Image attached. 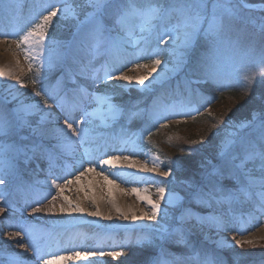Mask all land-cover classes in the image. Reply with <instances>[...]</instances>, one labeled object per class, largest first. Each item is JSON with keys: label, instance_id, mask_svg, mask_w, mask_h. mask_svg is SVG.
<instances>
[{"label": "snow or ice", "instance_id": "6c2138e0", "mask_svg": "<svg viewBox=\"0 0 264 264\" xmlns=\"http://www.w3.org/2000/svg\"><path fill=\"white\" fill-rule=\"evenodd\" d=\"M14 3L15 0H0V23L7 19L11 24L20 10ZM45 8L43 14L33 18L35 23L23 35L0 31L6 39L18 36L17 45L24 52L25 59L30 61V68L33 62L38 64L37 78L31 81L34 102L21 99L10 88L0 92V186L16 179L22 167L36 160L46 162L52 174L69 151L74 154L76 148L89 146L85 149L89 157L85 172H94L97 167L117 169L118 163L123 161L130 168H142L162 178L156 189V201L150 196H141L139 189H133L150 205V212L141 216L120 213L123 220L132 222L133 227L137 221L150 222L147 233L136 241L154 249L146 264H242L245 255L236 249L251 241L233 237L234 243L224 240L206 246L196 237L206 227L226 230V217L234 216L238 209L248 207L264 212V102L253 106L237 123L229 125L228 120L221 118L220 124L230 127L231 131L215 142L211 158L202 160L200 167L180 184L179 191L173 189L174 182L170 179L180 171L176 161L169 159L163 164L159 157H153V166L148 168L147 163L140 164L133 159L140 154L136 143L139 137L129 132V124L137 118L146 117L154 124L166 119L167 115L188 114L173 110L184 103L177 90L184 93L185 86L177 84L172 89L164 86L183 63L184 51L194 43L202 41L206 46L205 56L197 69L206 85L210 82L221 88L231 87L223 68L239 53H255L256 66L264 69V15H251L248 0H73L72 3L69 0H48ZM61 16L66 21L71 20L72 31L66 40L50 43L49 28L54 18ZM153 42L155 47H152ZM141 44L143 47L139 48L135 58H149L151 67L137 64V67L146 68L145 74L135 78L124 75L120 71L123 64L114 53H125L127 47ZM160 44L166 48L161 49ZM81 52L90 57L89 63L97 55L109 58L103 79L91 72L89 65L79 58ZM164 53L174 62L163 59ZM63 62L69 65L67 75L56 86H45L46 72ZM6 75L0 69V77ZM81 77L90 80L91 85L107 86L109 82L125 81L124 87L129 90H147L150 85L155 89L157 84L153 81L158 80L163 91H153L149 97L151 103L145 104L142 99L133 103L123 97L117 101L115 89L113 95L90 92L81 87ZM244 79L246 89L250 90L254 76H245ZM15 80L19 87H27L19 76ZM36 97H39L38 101ZM166 99L170 102L165 103ZM94 104L106 106L101 125L95 122L98 109L93 107ZM141 104H145L143 109ZM54 106L58 110L55 114ZM61 116L64 117L62 121ZM151 135L149 133V137ZM203 142L202 137L200 143ZM124 151L131 155L109 154ZM83 175L84 172H80L76 179ZM104 179L109 184L114 183L107 176ZM70 183L71 180H65V184ZM51 185L64 190L56 180H52ZM193 202L210 208L211 213L201 216L192 212ZM5 210L0 208V212ZM55 211L54 205L32 209L33 214ZM58 211L70 216L84 213L86 209L69 201L68 207L60 206ZM88 214L101 215L99 210ZM108 219L112 218L109 216ZM22 231L27 233L29 244H20L24 250L22 253L13 250L8 264H25L26 259H32L33 264H64L72 257L87 260L105 255L103 251L53 255L46 250V245L32 238L28 229L22 227ZM13 235L20 237L21 233L9 234V240ZM107 254L119 257L124 256L125 251L121 248ZM260 264H264V260Z\"/></svg>", "mask_w": 264, "mask_h": 264}, {"label": "rangeland", "instance_id": "374dc122", "mask_svg": "<svg viewBox=\"0 0 264 264\" xmlns=\"http://www.w3.org/2000/svg\"><path fill=\"white\" fill-rule=\"evenodd\" d=\"M22 1L25 0H15L14 6L20 8ZM26 1L30 3V13L28 15H23L17 11L11 24L7 22V19L0 23V31H14L19 35H23L24 32H26L33 23H35L33 18L43 14V11L46 10L45 5L48 3V0ZM72 2L73 0H69V3ZM248 3L264 4V0H256L254 2L248 1ZM258 8L264 9V6L253 7V9ZM71 23V20L66 21L62 16L59 18H54L53 24L49 28V35L51 37L49 42L52 43L66 40L72 31ZM59 28H63L65 30V36L62 37L57 35ZM17 39L18 36H12L6 39L4 36L0 35V69L7 73L5 77H0V84L3 81L13 83L12 86L9 87L13 94L20 96L21 99H25L27 102H34L31 96L33 91L31 81L37 78L38 64L33 62L32 67H29L30 61L25 59L24 52L22 51L21 47L17 45ZM155 46L156 44L153 42L152 47ZM140 47H143V45H132L126 48L125 53H114V57L119 59L120 63L123 64V67H121L120 71L124 75L135 78L139 75L145 74L146 68L137 67V64L147 65L148 68L151 67L149 58H135V54L138 53ZM159 47L161 49H165L166 45L160 44ZM192 47L184 51L183 63L172 74V77L164 86L165 88L172 89L175 88L177 84H183L185 89L192 87V84L202 86L204 87L203 89L207 87L205 81L202 78L191 77L187 80L184 79L185 75L183 73V69L186 67L188 55ZM255 55V53H239L234 55L233 59L225 64L223 71L229 76V83L235 81L245 83V76H254V80L264 77V69L256 66ZM79 56V58H81L84 63L89 65V70L91 72L97 73L101 79H103L104 67L109 62L108 57L97 55L94 59H91V62L89 63L90 57L87 54L81 52L79 53ZM162 58L173 60V58L168 56L167 53H164ZM67 64L68 63L65 62L58 63L48 70L44 79L45 86H56L57 83L67 75L68 71L65 68ZM168 66L171 67V64ZM116 74L118 73H114V75ZM17 76L20 77L21 83L27 85L26 88L19 87L17 81L15 80V77ZM79 83L81 87L86 88L88 91H99L101 95H113V90L115 89V99L117 101L123 97L124 99L133 103L141 99L145 101V104L151 103L149 97L153 91H163V89H160L158 86V80L153 81L154 84H157L155 89H153L150 85L147 90L144 88H132L129 90L124 87V85L127 83L125 81L109 82L107 86L104 84L91 85L90 80H85L83 77H81ZM177 95L181 97L184 103L180 106H177L173 110L177 112H187V115H167L166 119H161L154 124L146 117L137 118L130 122L129 132L136 133L139 137L136 141L137 150L145 152L152 159L153 157H159V160L163 164L168 162V154H170V150L172 148L185 150L194 149V151L197 152L198 157L188 165L190 166L188 169L191 171H188V174L191 175L200 167L203 159L211 158L214 153L215 142H218L221 137H224L226 133L231 131L230 127L220 124L221 118L228 120V124L231 125L240 121V119H237L236 121L235 117H233L231 114L239 117L242 114V111H240V107L236 105V103L238 104L237 100L231 97L228 98V103H213L212 105H207L206 103L200 108L190 101V98L186 97V94L179 92V90H177ZM35 100L38 101L39 97H36ZM169 102V100H165V103ZM145 104H141V109L145 107ZM93 107H99L98 109L103 111L106 109V106L104 105L94 104ZM230 107L231 109H229ZM202 113L207 114L208 117L203 118L201 116ZM225 113H227L226 116ZM104 118V114H97L95 117L96 124L101 125ZM77 119H79V117H77ZM149 132L152 134V137L150 138H148ZM202 137L204 138V142L200 143ZM88 158L89 157L87 155L79 158L80 162L85 163V168L88 167L86 163ZM162 170H166V168H162ZM96 172L100 173L101 170L96 168L94 172L89 173L94 174ZM27 177L28 173L24 170V167H22L17 173L16 179L10 183H7L6 186H0V207L6 209L3 213H0V222H5L14 229H22V227L26 228L30 226L41 227L40 219L27 214L22 210L21 207H25V205L23 206V204L20 203L16 206L14 205L15 203H13L16 191H25V188L28 189V185L26 184ZM170 179L174 182L172 185L173 189L179 191L180 184L188 178H184L181 176V174H178L171 177ZM52 180H56V177L53 176L51 181ZM51 181L47 182L51 183ZM61 185L62 184H60V186ZM63 185L65 186V184ZM135 188L138 189L139 187L135 185ZM180 194L183 195V191H180ZM144 195L149 196L148 192H144ZM191 211L201 216H208L212 210L208 207L193 202L191 205ZM246 216L249 217V219L251 218V221H254L255 219L254 222L252 221L254 224H252L251 227H246V233H244L245 231L237 232L235 229L236 224H238L236 219L245 218ZM171 217L172 213L170 212L169 219H171ZM245 224L246 223L243 222L242 225ZM253 228H256L255 230H257L258 233L257 231H252ZM225 229L226 230L216 227H206L207 233H199L196 238L206 246H214L215 244L224 240L234 243L232 240L233 237H235V239L250 241L246 239L249 236L248 234H251L253 235V237L251 236V243H246L242 247L236 249V251L245 255V260L242 262V264H260L261 260H264V212L248 207L238 209L234 216L229 215L226 217ZM75 231H81L82 233L78 242H86L89 244V246H92L93 251H103L105 253L104 256L98 255L94 258H89L87 264H122V262H126V264H146L147 260L150 258V255L154 253V249H152L150 246L139 245L136 243L140 237L147 233L148 229L146 228H144V232L141 234L136 233V229L131 228L115 229L112 234H119V238L118 241L111 246H104L95 240L94 237L97 236L98 231L94 227H88L85 225L80 229H75ZM216 232H219V234ZM120 233H122V236ZM121 248H123L124 251L126 249H131L132 253L126 257L125 255L117 257L107 254L109 252L120 251ZM173 251H175V249H173ZM62 253L63 255L69 254L68 252ZM0 261L3 262V264H8V260L6 258L1 259Z\"/></svg>", "mask_w": 264, "mask_h": 264}, {"label": "bare ground", "instance_id": "6f19581e", "mask_svg": "<svg viewBox=\"0 0 264 264\" xmlns=\"http://www.w3.org/2000/svg\"><path fill=\"white\" fill-rule=\"evenodd\" d=\"M65 68L69 71L68 64ZM12 84L3 81L0 84V92L6 91ZM57 112L58 110L54 107V114ZM98 114L106 115V109L104 111L98 109ZM63 119L64 117L61 116V121ZM87 147L89 146L76 148L74 154L69 151L63 159L62 164L52 174L49 173L48 165L44 161L36 160L29 163L24 167V170L28 173L26 180L28 191H16L14 195V205L17 206L20 203L23 206L25 205V207H21L24 212L40 219L41 227L30 226L26 227V229L31 232L34 240H38L42 245H46V250L53 255H63L62 252H68V255H70L73 251H93L92 246H89L88 243L78 242L82 233L81 231H75V229H80L85 225L97 229L98 233L94 238L104 246H111L118 241L119 234H112L115 229L131 228L136 229V233L141 234L144 232V228L149 229L150 227V222L147 220L137 221L135 222V227H133L131 226L132 222L123 220L120 213L123 212L129 216L135 213L137 216H141L144 212H150V205L146 200H141L133 192V189L137 185L140 195L145 196L144 189L147 188L149 196L153 201H156L158 199L156 189L160 186L162 178L158 174H150L142 168H130L123 161L118 163L117 169L97 167V169L101 170L100 173H103L102 175L99 172L94 174L85 172V163L80 162L79 158L87 155L85 152ZM138 152L140 154L133 156V159L140 164L147 163L148 168H151L153 166V159L143 151L138 150ZM109 154L119 156L131 155L127 151L111 152ZM82 163L83 166H81ZM80 172H84V175L76 179ZM53 176L56 177L57 185L62 184L63 191L47 182L51 181ZM105 176L114 183L109 184L105 181ZM65 180H71L72 183L65 184ZM53 197H55L54 200ZM36 201H39V204ZM69 201H71L72 205L79 204L86 211L84 213H72L70 216L59 213V207H68ZM53 205L56 208L54 213H32V209L38 206L51 207ZM161 207H164L163 202H161ZM117 209H120V212ZM96 210H99L100 216L88 214ZM109 216L112 218L111 220L108 219ZM236 221L238 222L235 226L237 230L251 227L255 219L252 222L251 218L249 219L246 216L245 218L236 219ZM243 222L246 224L242 225ZM255 229L253 228L252 231H257ZM18 232L21 233L20 237L13 235V238L9 240V234ZM204 232L207 233L206 228ZM216 233L219 234V232ZM120 234L122 236V233ZM248 235L246 240L251 241L253 235ZM20 244L26 246L29 244L27 233L23 232L22 229H14L5 222H0V260L5 258L8 260L9 254L13 250L16 253H22L24 250L20 247ZM28 256L31 257L32 253L29 252ZM88 260H85L83 257H72L65 261L64 264H87ZM25 264H33V260L26 259Z\"/></svg>", "mask_w": 264, "mask_h": 264}, {"label": "trees", "instance_id": "16d2710c", "mask_svg": "<svg viewBox=\"0 0 264 264\" xmlns=\"http://www.w3.org/2000/svg\"><path fill=\"white\" fill-rule=\"evenodd\" d=\"M251 2H254L256 0H248ZM29 2L22 1L20 5L19 12L23 15H28L30 12L29 8ZM251 15H254L256 17H259L261 15H264V9L258 8L253 9ZM63 28L58 29L59 36H65L66 33ZM206 52V46L203 44V42L195 43L188 55V61L186 64L185 69H183V73L185 75L184 79H188L191 77L201 78L200 72L197 70L202 63V60L205 56ZM232 86L227 88H221L217 87L215 84H212L209 82L207 84V87L203 89L204 87L192 84V87H189L188 89H185L184 94H186V97H189L190 101H192L194 104H196L198 107H203L204 104L207 103V105H212L213 103H228V98L231 97L233 99H236L238 105L240 107V111H242L241 115L237 117L234 114H231L233 117H235L236 121L237 119H242L245 117L249 110L255 106L259 105L260 103L264 102V77H261L259 79L253 80L252 87L250 90L246 89V82H232L230 83ZM247 91V95H245V92ZM191 92V94H190ZM231 109V107L229 108ZM201 116L208 117L207 114L202 113ZM151 133V132H149ZM148 133V138L149 137ZM170 154H168L169 159L174 160L177 162V164L180 166V171L176 173V175L181 174L182 177L188 178L190 175L188 174V171L191 172L188 168L190 163H192L193 160H195L198 155L197 152L194 151V149H171ZM166 157V156H165ZM167 157V159H168ZM193 169V167H192ZM195 170V169H194ZM131 249L125 250V257L129 254H131ZM122 264H126V262H122Z\"/></svg>", "mask_w": 264, "mask_h": 264}, {"label": "water", "instance_id": "95a60500", "mask_svg": "<svg viewBox=\"0 0 264 264\" xmlns=\"http://www.w3.org/2000/svg\"><path fill=\"white\" fill-rule=\"evenodd\" d=\"M251 5V7L253 8V7H257V6H264V4H262V3H258V4H250Z\"/></svg>", "mask_w": 264, "mask_h": 264}]
</instances>
